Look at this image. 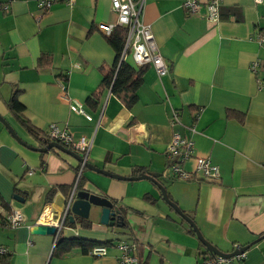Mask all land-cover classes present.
Returning a JSON list of instances; mask_svg holds the SVG:
<instances>
[{"label": "crops", "instance_id": "crops-1", "mask_svg": "<svg viewBox=\"0 0 264 264\" xmlns=\"http://www.w3.org/2000/svg\"><path fill=\"white\" fill-rule=\"evenodd\" d=\"M183 1L145 0L142 20L168 72L158 76L144 66L138 100L128 109L99 90L102 70L115 61L97 29L116 22L110 0L59 2L46 11L35 0H0V116L21 140L0 122V248L8 253L0 264H117L122 242L137 244L140 264H198L210 255L150 180L87 168L78 179L74 158L31 150L40 148L36 139L8 109L14 94L34 129L45 135L54 123L90 140L86 161L95 168L155 178L213 247H245L243 264H264V45L254 40L264 30V0H221L214 23L205 14L209 0H196L200 8L192 13ZM75 103L90 121L70 110ZM175 113L180 125L172 123ZM176 131L193 143L181 168L192 172L194 157H204L217 166L215 179L196 173L191 181L172 180L166 148ZM74 187L114 202L125 224L102 225L93 208L86 220H66L58 238L106 243L104 256L79 248L57 255L54 236L34 234L38 224H55ZM14 210L22 222L10 227Z\"/></svg>", "mask_w": 264, "mask_h": 264}, {"label": "built area", "instance_id": "built-area-1", "mask_svg": "<svg viewBox=\"0 0 264 264\" xmlns=\"http://www.w3.org/2000/svg\"><path fill=\"white\" fill-rule=\"evenodd\" d=\"M37 7L41 11L49 10L53 5L63 2L67 5H72L75 0H35ZM221 0H209L205 4L206 18L210 22H217L218 12L217 6ZM145 0H110L111 10L115 14L116 22L114 25L99 24L97 29L109 35L115 28H123L126 30V36L123 44L122 58L131 59V63L135 68L144 66H151L158 76H164L168 72V66L160 55L157 45L155 43L150 26L144 24L142 20V11ZM256 4H260L262 0H254ZM1 7V6H0ZM183 7L189 12H196L200 8V4L196 0H184ZM254 40L259 45H264V30L258 32ZM257 63L251 66L255 69ZM260 88L264 89V83H259ZM64 94V93H63ZM65 100H68L64 94ZM69 108L72 112L80 114L90 121L91 117L84 111L80 104H70ZM172 123L180 125L179 118L175 113L172 116ZM194 131V128L190 129ZM47 138L61 145L69 146L72 150L77 152L83 162L86 160L91 141L81 136L74 139L64 128L57 126L54 123L49 124L46 131ZM193 143L190 139L181 136L179 132L173 133L171 140L166 148V155L170 158L172 163L169 166V172L172 180L191 181L196 173H200L204 180H212L217 177L218 168L209 159L204 157H194V171L187 172L181 168V163L192 157ZM83 164H81L82 168ZM80 174V173H79ZM67 211L61 213V219L56 223L57 229L61 228L63 219ZM22 222V216L19 211L14 210L7 217V225L10 227H17ZM117 249L119 257L117 264H140L137 256V244L118 243ZM236 253L232 257L210 256L202 259L198 264H232L238 262L243 264L246 258V252L241 249L239 245L233 248ZM6 250L0 248V254H5ZM107 253V246L96 245L93 246L89 254L94 257L104 256Z\"/></svg>", "mask_w": 264, "mask_h": 264}, {"label": "water", "instance_id": "water-1", "mask_svg": "<svg viewBox=\"0 0 264 264\" xmlns=\"http://www.w3.org/2000/svg\"><path fill=\"white\" fill-rule=\"evenodd\" d=\"M0 122L3 124V126L7 129V131L10 133V135L19 143H21V140L17 136V134L14 132V130L11 128V126L0 116ZM31 150L37 151V152H47L51 149L57 150L58 152H61L69 157L74 158L79 163L83 162V159L81 156L75 152L74 150H70L63 145L59 144L58 142H50L45 147L38 148V147H30ZM84 168L93 170L95 172H98L100 174L113 177L119 180H129V181H135L140 179H147L150 180L159 190L160 195L164 203L170 207L180 218H182L185 222H187L190 227L192 228L193 232L195 233L197 239L202 243V245L207 249V251L211 255L221 256V257H232L236 251H233L231 253H223L219 250H217L215 247H213L210 243H208L199 233L198 229L196 228L195 224L191 221L189 217H187L181 209L177 206L175 202H173L169 195L167 194V191L165 187L157 181L155 178L142 174L137 177H122L118 175L111 174L105 170L98 169L87 163V161L84 164ZM74 187L71 195L68 199V202L66 204V211H68L67 220L69 223H74L75 218L77 217L78 220H86L89 217V214L93 208L99 209V223L105 226H116V227H122L125 224V217L120 210V208L115 206V203L110 201L109 199L102 197L95 192L88 190V189H77ZM63 223V221H62ZM62 227V224H61ZM34 234L37 235H50L54 236L56 239L59 234V229H57L56 226L53 225H42L38 224L35 226ZM241 249H245V247H241Z\"/></svg>", "mask_w": 264, "mask_h": 264}, {"label": "trees", "instance_id": "trees-1", "mask_svg": "<svg viewBox=\"0 0 264 264\" xmlns=\"http://www.w3.org/2000/svg\"><path fill=\"white\" fill-rule=\"evenodd\" d=\"M126 36V30L123 28H115L109 35L106 36L107 42L115 53V61L112 66L106 70H102V80L100 83V91L102 89H108L116 96V98L128 109L132 108L138 100V89L142 83V76L145 70L144 67L135 68L129 64L127 59L122 58L123 44ZM40 63L47 64L48 59L42 57ZM99 91V92H100ZM98 92V93H99ZM97 92H93L89 99H93L98 96ZM94 101V100H93ZM9 111L15 116L20 125L33 136L40 148L45 147L50 142H53L47 135L36 130L24 117L23 105L17 100L15 94L11 98L8 104ZM64 146V145H63ZM72 150L69 146H64ZM54 150V149H51ZM55 151V150H54ZM81 178V177H80ZM80 180L78 181V185ZM6 223V222H5ZM7 225V224H6ZM95 245H106V243L89 244L80 239H64L58 238L55 243V252L57 255H62L65 252H69L75 248H79L82 253H88L90 248ZM8 256V253L0 254V258ZM143 264V263H141Z\"/></svg>", "mask_w": 264, "mask_h": 264}, {"label": "rangeland", "instance_id": "rangeland-1", "mask_svg": "<svg viewBox=\"0 0 264 264\" xmlns=\"http://www.w3.org/2000/svg\"><path fill=\"white\" fill-rule=\"evenodd\" d=\"M66 208V207H65ZM65 208L63 209V211H65ZM62 211V212H63ZM61 212V213H62ZM67 215H68V211H67V214H66V216H65V218L63 219V223H62V227L59 229V234H60V231H61V229L64 227V223L66 222V220H67ZM60 219H61V214H60V216L59 217H57L56 219H55V224H53V226H56V223L58 222V221H60ZM59 234H58V236H59ZM58 238V237H57ZM57 238L54 240V243L56 242V240H57Z\"/></svg>", "mask_w": 264, "mask_h": 264}, {"label": "flooded vegetation", "instance_id": "flooded-vegetation-1", "mask_svg": "<svg viewBox=\"0 0 264 264\" xmlns=\"http://www.w3.org/2000/svg\"><path fill=\"white\" fill-rule=\"evenodd\" d=\"M85 162H86V160L84 161V162H82V163H79L78 164V173H80L81 174V172H82V170L84 169V164H85ZM81 164H83V166H82V168H81ZM80 174H78V179L80 178ZM77 183H78V181H77ZM96 246V245H95ZM105 246V245H104ZM209 253V252H208ZM210 254V253H209ZM210 256H216V255H209L208 257H210Z\"/></svg>", "mask_w": 264, "mask_h": 264}]
</instances>
